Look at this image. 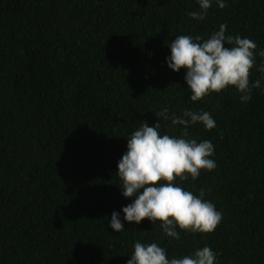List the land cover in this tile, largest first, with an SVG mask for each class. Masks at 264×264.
<instances>
[{
    "label": "trees",
    "instance_id": "16d2710c",
    "mask_svg": "<svg viewBox=\"0 0 264 264\" xmlns=\"http://www.w3.org/2000/svg\"><path fill=\"white\" fill-rule=\"evenodd\" d=\"M0 0V264H127L136 242L181 258L210 247L216 264H264V58L255 55L252 98L234 88L193 102L185 70L166 64L179 35L205 39L219 25L264 51V0ZM227 46V45H226ZM208 112L215 127L189 128L214 146L211 172L177 183L222 213L214 232L165 237L159 222L124 223L133 202L116 176L127 139L157 114ZM179 231V230H178Z\"/></svg>",
    "mask_w": 264,
    "mask_h": 264
},
{
    "label": "clouds",
    "instance_id": "9594fccd",
    "mask_svg": "<svg viewBox=\"0 0 264 264\" xmlns=\"http://www.w3.org/2000/svg\"><path fill=\"white\" fill-rule=\"evenodd\" d=\"M215 2L220 9L226 7L224 0ZM197 3L199 10L188 15L202 21L213 0H197ZM226 30L227 25L221 24L206 39L199 35H179L168 45L167 67L174 73L185 70L184 81L193 102L231 87L240 94L243 103L252 98V89L261 87L259 79L250 85V75L255 55L264 58V51L256 53L254 41L226 34ZM257 70L264 73V64ZM157 115L170 120L173 126H181L180 136L162 135L159 122L154 126L143 122L127 139V151L117 164L116 176L121 182L122 196L133 202L121 209L123 222L120 214L113 212L108 227L119 233L125 229V222L139 225L148 220L159 222L165 237L173 240L180 239V232L210 234L221 222L222 213L204 199V189L195 195L177 180L183 182L190 177L195 181L202 170L215 169L216 163L210 159L214 154L211 141L197 142L189 133V128L197 123L211 130L215 121L208 112L185 110L179 116H170L169 109L164 108ZM133 249L127 264H216L218 255L208 246L171 259L157 243L136 242Z\"/></svg>",
    "mask_w": 264,
    "mask_h": 264
}]
</instances>
